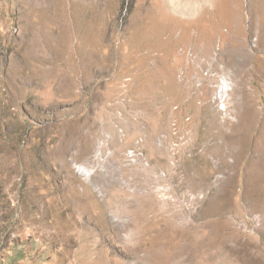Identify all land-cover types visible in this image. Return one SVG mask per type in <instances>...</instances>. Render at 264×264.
<instances>
[{"label":"rangeland","instance_id":"374dc122","mask_svg":"<svg viewBox=\"0 0 264 264\" xmlns=\"http://www.w3.org/2000/svg\"><path fill=\"white\" fill-rule=\"evenodd\" d=\"M199 9L0 0V264H264V0Z\"/></svg>","mask_w":264,"mask_h":264},{"label":"bare ground","instance_id":"6f19581e","mask_svg":"<svg viewBox=\"0 0 264 264\" xmlns=\"http://www.w3.org/2000/svg\"><path fill=\"white\" fill-rule=\"evenodd\" d=\"M169 1L171 2L172 6L175 10L182 12V13H186V14H192L193 15V13H195L200 7V0H169ZM204 3L205 2H203V4ZM86 153H89V150H86ZM80 170H81V172H83L85 174H90V170L87 169L85 166H80Z\"/></svg>","mask_w":264,"mask_h":264}]
</instances>
